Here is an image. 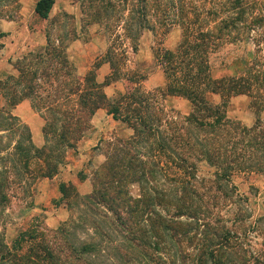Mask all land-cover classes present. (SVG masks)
<instances>
[{"label":"trees","instance_id":"trees-1","mask_svg":"<svg viewBox=\"0 0 264 264\" xmlns=\"http://www.w3.org/2000/svg\"><path fill=\"white\" fill-rule=\"evenodd\" d=\"M189 1L174 2L183 29L177 47L163 51L159 60L163 87L146 91L144 76L121 74L111 50L104 60L111 72L103 81L97 80L98 66L81 76L67 55L68 43L58 38L56 45L48 33L43 48L14 62L15 73L3 81L9 86L7 98L19 92L29 100L43 120L42 144L34 142L19 116L6 106L0 109V226L10 197L16 190L28 196L39 178L57 174L97 109L105 107L132 133L110 148L108 160L93 174L91 192L74 194L67 203L69 215L57 228L48 234L21 232L12 247L0 232V264H38L18 252L25 237L35 245L39 239L33 254L44 264H264V249L255 250L248 242L250 231L264 235V214L245 225L250 213L232 180L236 174L264 173V118H259L264 112V60L258 53L264 54V2L216 0L212 7L200 8ZM53 3L37 0L35 14L48 19ZM209 16L219 17L214 30L193 31ZM128 20L138 25L135 34L125 27L136 53L142 30H153L146 0H137V14ZM252 31L257 53L243 71L213 77V48L225 35ZM122 75L125 90L108 97L104 87ZM234 90L250 98L258 118L251 126L228 118L224 102L206 97ZM167 95L189 100L190 111L180 114L165 107L161 98ZM201 162L209 168L207 176L198 175ZM130 185L138 187L135 196ZM68 188L74 189L59 185L60 201L66 200ZM225 207L231 218L221 213Z\"/></svg>","mask_w":264,"mask_h":264},{"label":"rangeland","instance_id":"rangeland-1","mask_svg":"<svg viewBox=\"0 0 264 264\" xmlns=\"http://www.w3.org/2000/svg\"><path fill=\"white\" fill-rule=\"evenodd\" d=\"M80 1V9L83 13L81 22H78L73 15L67 13L53 16L45 22L47 33L50 35L51 41L56 45H59L58 41H56L58 38L60 40L63 39L64 43H68L69 45L76 39L75 37L77 35L82 41L91 42L90 49L89 47L82 48L80 45L74 47L73 57L81 59L83 61L82 66L77 67L71 54L67 52L69 54V60L75 65L77 72L83 76L95 66L99 67L105 62L106 52L111 50V52H114L115 57H113L112 61L116 63L118 70H121V74L131 75L135 72L144 76L141 80V86L146 91L163 87L165 77L159 60L163 51L174 50L177 47L183 29L181 22H179L181 16H179V12L175 7L176 5H174V2H176L177 6H179L178 0H146L149 16V21L147 22L150 27H153V30H142L136 53L131 51L130 40L125 35V27H128L132 34H135L138 30V25L134 21L128 20L129 16H135L137 14V0ZM184 1L190 2L189 0ZM191 1H193L192 3L194 5H199L200 8H202L203 4H206L207 8L212 7L213 3L216 2V0ZM258 1L264 2V0ZM33 2L34 0H0V20L15 19L21 13L30 16ZM106 2L111 4V8L102 9L99 7V4L104 6ZM200 8L198 11L204 17L203 11ZM227 10L226 5L224 11ZM191 16H194L193 13L188 12V17ZM218 19L219 17H212L211 19L209 16L207 23L202 21L203 23L195 24L192 29L193 31L199 28L203 30H214L213 27ZM95 30L101 34L100 37L96 36L94 38L93 34H95ZM232 34L225 35V38L218 43L217 47L215 46L213 48L214 50L210 55L209 63L211 73L215 78L240 74L246 64L257 53L256 46L252 40L255 32L252 31L250 33L233 36ZM258 53L261 54L260 57L264 60L262 51ZM93 56H95L94 59ZM5 68V62L0 60V109L3 106L8 107L13 114L19 116L27 123L32 131L34 142L37 145H41L43 120L31 108L29 100L24 98L19 92L13 93L7 98V88L9 86L3 82L7 78ZM106 71L108 74L111 72L109 63L106 68L96 69L98 81L101 82L106 78L107 75L105 77L102 76ZM124 78L122 75L117 80V83L108 87L107 93L112 92L109 96L106 93L108 97L114 96L116 92L119 93L118 91L123 92L125 90L126 80ZM206 97L212 103L224 102L225 114L230 119L239 120L248 126H251L258 119L250 107V98L237 90L208 93ZM23 100H27V103L21 105L19 114H16L14 111L15 107ZM161 100L165 107L173 108L180 114H187L191 109L190 101L180 96L167 95L161 98ZM99 109L100 112H103L100 114L101 117L99 115L95 117L91 116L87 120V127L84 129L82 137L76 143L78 144L79 141L89 137L93 139L95 146L87 150L83 157H75L74 163L73 157L77 155V146L74 149H68L64 163L65 166H61L57 174L53 176L55 181L60 182L59 185L65 184L66 186H73V190L68 188L66 200L60 201L61 194L59 199L54 197L51 187L45 183L48 181L43 177L35 182L28 196L16 190L15 196L10 197V201L2 214L0 226V232L3 234L4 242L9 247H12L16 236L21 232L33 229L48 234V232L57 228L69 215L67 203L75 199L74 194L84 195L91 192L93 174L108 160L107 156L110 148L117 143L118 139H125L131 135L132 130L127 124L120 120H113L114 118L110 114L107 116L105 114V107ZM259 118H264V112L261 113ZM160 158L164 160L163 156ZM69 166L72 168L70 169L71 172L74 169L75 175L68 181H63L62 178L65 180L67 177H62L61 174ZM208 170L209 168L204 162L199 163V176H207ZM232 180L237 186L238 194L243 200L242 202L246 205L250 213V218L245 221V225L252 224L255 219L264 214V173L252 172L236 174ZM84 186L88 187V192L86 193L83 192ZM36 191L40 196L42 195V199L39 200L42 210L33 212L29 208L33 205V196ZM129 191L135 196L138 193V187L136 185H130ZM221 213L226 217H232L231 210L228 207L221 209ZM48 238H50V235H48ZM27 240L28 238L25 237V240L21 242L22 249H19L18 252L33 256L38 264H44L45 260L41 263L40 259L33 254L34 250L38 252L37 242L39 239L36 245L33 244L35 242L29 243L30 241ZM248 240L249 244L255 250L264 249V235L259 233V231H250Z\"/></svg>","mask_w":264,"mask_h":264},{"label":"crops","instance_id":"crops-1","mask_svg":"<svg viewBox=\"0 0 264 264\" xmlns=\"http://www.w3.org/2000/svg\"><path fill=\"white\" fill-rule=\"evenodd\" d=\"M37 0H34L33 6H32V12L31 15H27L25 13L19 14V16L15 19H8V20H0V60H3L6 65V72L7 75H11L15 73L14 68V62L21 58L24 54L31 50L35 49H41L46 45V34L47 30L45 28V22L53 17L58 16V14H71L77 19L78 22H81V17L83 15L80 5V0H54V3L50 9L49 12V18L48 19H42L34 12V4ZM151 31L150 29H147ZM95 34H93L94 38L100 37L101 34L98 33L96 30L94 31ZM144 34V33H143ZM76 39L72 41L67 47V52L71 54V57H73L74 47L82 46V48L89 47L90 49V43L89 41L84 42L82 41L79 36L75 37ZM67 53V55H69ZM95 56H93V59ZM75 65L82 66L83 61L81 59H78L77 57H73ZM4 65V64H3ZM106 68L108 67V62H103L98 68ZM108 75V72H104L102 74L103 77ZM97 77V76H96ZM117 83V80L112 82L111 84L104 87V92L107 93L108 87L111 85H114ZM120 92V91H118ZM117 93V92H116ZM112 94V92H108L107 95L109 96ZM27 103V100L21 101L16 107H15V113L19 114V109L21 105H25ZM103 112H100V109L94 113V117L98 116L101 117L100 114ZM107 116V112L105 113ZM113 119V118H112ZM115 120V119H113ZM76 151L77 155L73 157V163L74 158H81L85 155L87 150L90 148H93L95 146L93 139L91 138H85L76 144ZM67 165H70L69 163H66ZM65 166V165H64ZM72 168L70 166L67 168V170H64L63 174L61 176L67 177L62 178L63 181H68L71 179L74 174V169L71 172ZM48 182H45L49 184L48 186L51 187V191L54 197H57L59 199L60 197V191H59V183L54 180V177L52 178H46ZM59 181V180H58ZM42 185V183H41ZM83 192H88V187L84 186ZM42 196V195H41ZM40 194L36 191L32 201V206L29 208V210L33 212H37V210L41 209V204H39V200L42 199Z\"/></svg>","mask_w":264,"mask_h":264}]
</instances>
